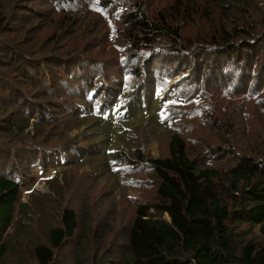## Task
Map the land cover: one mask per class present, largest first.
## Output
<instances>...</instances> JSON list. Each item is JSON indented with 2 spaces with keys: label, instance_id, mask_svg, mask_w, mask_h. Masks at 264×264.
Here are the masks:
<instances>
[{
  "label": "rangeland",
  "instance_id": "rangeland-1",
  "mask_svg": "<svg viewBox=\"0 0 264 264\" xmlns=\"http://www.w3.org/2000/svg\"><path fill=\"white\" fill-rule=\"evenodd\" d=\"M170 1L33 0L40 12L48 10L45 17L30 19L37 22V32L28 33L20 27L10 34L15 49L24 53L23 63L26 58L34 59L40 71L30 73L34 79L29 81L20 66L8 67L5 76L17 89L15 95L0 96V149L14 148L15 155H9L14 164L20 163L14 157L27 146L63 155L54 161L39 159L35 166L20 172L23 186L19 200L25 207L2 236L6 249L0 264H37L33 245L44 241L47 229L60 221L66 206L76 210L79 231L86 229L93 239L89 252L98 250L88 255L104 264L106 258H117L135 206L155 197L153 183L145 180L150 173L136 159V147L145 157L164 156L171 134L177 132L184 136L190 155L202 157L207 164L224 165L229 155L221 159L214 150L208 151L212 145L226 142L221 121L234 125L232 141L238 149L243 141L258 143L264 137V56L253 62L254 77L249 78L245 65L243 72L234 67L235 55L199 53L173 58L166 53L164 41L133 50L127 31L133 6L149 13L165 9ZM192 1L197 10L185 18L177 17L176 22L183 37L192 40L186 45L206 44L209 27L218 21L220 9L217 0ZM11 3L9 0L7 8ZM84 74L91 80H79ZM94 74L99 80H93ZM102 76L105 82L100 81ZM80 83L92 91L89 99ZM18 92L35 101L32 106L36 109L29 107L28 101L24 103ZM122 94H137L129 98L130 112L149 104L151 115L139 111L144 115L116 137L109 135L108 127L120 131L119 125L111 124L121 115L117 114L119 101L104 112L99 128H94L98 122L94 113L80 114V105L94 97L114 102ZM20 215L22 220L17 221ZM100 231L103 233L97 235Z\"/></svg>",
  "mask_w": 264,
  "mask_h": 264
},
{
  "label": "trees",
  "instance_id": "trees-1",
  "mask_svg": "<svg viewBox=\"0 0 264 264\" xmlns=\"http://www.w3.org/2000/svg\"><path fill=\"white\" fill-rule=\"evenodd\" d=\"M8 1L4 0L0 7L2 99H5L4 94L10 92L15 95L13 91L17 89L16 84L5 76L9 75L8 67L14 69L20 66L21 74L29 81L34 79L30 73L40 71L34 59L28 61L26 58V64L23 63L24 53L15 49L16 41L9 38L10 34L20 27L28 33L37 32V22H31L30 19L45 17L48 12H40L38 6L32 5L33 0H12L13 3L7 8ZM98 1L105 4L108 2ZM217 3L219 18L209 27V42H193L190 45L185 43L192 40L183 37L180 23L176 19L185 18L197 10L192 0H171L165 9L158 8L149 13L133 6L128 16L130 45L134 50L138 46L150 47L159 43L157 41H164L167 43L166 53L174 55L173 58H176L175 55L193 56L199 53H214L225 57L228 54L235 55L234 67L239 66L243 72L245 65L249 78L254 77L252 73L256 65L253 62L264 56V0H217ZM28 13H32V16H28ZM123 60L128 61L126 57ZM227 70L224 72L229 75L230 71ZM95 75L93 80H99V75ZM101 78L100 81L105 82L104 76ZM84 79L91 80V76H79V80ZM93 84L96 85V82ZM82 89L86 99H89L92 91L89 93L88 89ZM99 92L101 88L94 93L99 95ZM17 94L24 99V103L28 101L29 107L36 109L32 106L35 101L21 92ZM136 95L122 94L120 100L114 102L105 97H94L95 100L80 105V114L94 113L98 120L94 128H99L102 126L104 112L111 110L119 101L123 108L119 107L117 114L121 115L115 116L111 124L119 125L120 131L108 127L109 135L116 137L122 130L136 123L139 116L144 115L139 114V111L151 115L147 109L149 104L139 107V111H129V98ZM220 125L225 127L227 138L223 139L226 142L212 145L208 151L214 150L221 159L229 155V161L224 165L207 164L202 157L190 155L184 136L177 132L171 134L168 153L164 156L145 157L140 147L134 148L136 159L150 173V177L145 180L153 183L155 197L151 201L141 200L135 206L125 226L123 239L119 242V256L106 258V264H264V137L258 143L243 141L241 149H238L232 141L236 133L234 125L226 121H221ZM100 147L104 149V144H100ZM6 148L0 149V257L5 255L6 249L5 243L1 241L2 236L12 226L19 209L25 207V203L19 200L23 186L18 179L20 172L35 166L39 159L54 161L63 155V152L53 153L27 146L18 152V158L14 157L20 163L14 164L9 155L10 152L12 155L16 152L12 146ZM21 220L20 215L17 221ZM78 226L76 210L64 207L60 212V221L47 229L44 241L34 243L32 256L36 263L104 264L94 255H88L98 250L89 252L93 239L86 229L79 231ZM102 233L100 231L97 235ZM109 260L112 262L108 263Z\"/></svg>",
  "mask_w": 264,
  "mask_h": 264
}]
</instances>
